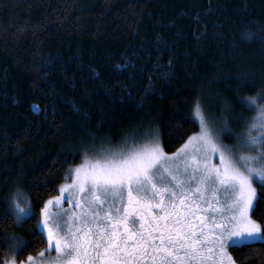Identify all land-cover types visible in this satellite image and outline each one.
<instances>
[{
	"label": "trees",
	"instance_id": "1",
	"mask_svg": "<svg viewBox=\"0 0 264 264\" xmlns=\"http://www.w3.org/2000/svg\"><path fill=\"white\" fill-rule=\"evenodd\" d=\"M261 32L264 0H0V260L11 235L26 242L17 261L46 248L35 219L13 223L14 188L42 207L81 147L148 140L159 126L175 152L199 131L198 96L210 121L226 99L240 131L255 115L242 98L264 92ZM256 205L264 225V196ZM228 251L236 264H264V241Z\"/></svg>",
	"mask_w": 264,
	"mask_h": 264
},
{
	"label": "snow or ice",
	"instance_id": "2",
	"mask_svg": "<svg viewBox=\"0 0 264 264\" xmlns=\"http://www.w3.org/2000/svg\"><path fill=\"white\" fill-rule=\"evenodd\" d=\"M242 99L255 115L241 118L237 131L226 99L210 122L198 96L190 115L199 131L172 153L159 126L148 140L125 133L115 146L81 147V163L53 189L58 195L35 210L31 201L26 211L17 204L13 223L35 219L46 245L20 264H236L230 247L264 240V225L252 215L264 196V92ZM6 243L10 254L23 255V238Z\"/></svg>",
	"mask_w": 264,
	"mask_h": 264
},
{
	"label": "clouds",
	"instance_id": "3",
	"mask_svg": "<svg viewBox=\"0 0 264 264\" xmlns=\"http://www.w3.org/2000/svg\"><path fill=\"white\" fill-rule=\"evenodd\" d=\"M252 35H249L248 32L243 33V36L246 39H251ZM29 202V195L20 186H16L9 197V205L13 212L15 213L17 211V204L21 210L26 211L29 206Z\"/></svg>",
	"mask_w": 264,
	"mask_h": 264
},
{
	"label": "rangeland",
	"instance_id": "4",
	"mask_svg": "<svg viewBox=\"0 0 264 264\" xmlns=\"http://www.w3.org/2000/svg\"><path fill=\"white\" fill-rule=\"evenodd\" d=\"M210 121V120H209ZM211 122V121H210ZM214 162L215 163H218V161H216V160H214ZM67 182H70V181H67ZM59 194V193H58ZM67 207V206H66ZM65 207V208H66ZM52 211L53 212H56L57 211V209H56V207H53L52 208ZM259 241H264V240H261V239H255V240H248V241H244L243 243H252V242H259ZM17 254H10L9 253V256H8V259H7V261H10V260H12L13 258L15 259V261H16V264H20L19 262H21V261H17ZM24 261H27V259L26 260H24Z\"/></svg>",
	"mask_w": 264,
	"mask_h": 264
},
{
	"label": "flooded vegetation",
	"instance_id": "5",
	"mask_svg": "<svg viewBox=\"0 0 264 264\" xmlns=\"http://www.w3.org/2000/svg\"><path fill=\"white\" fill-rule=\"evenodd\" d=\"M67 206V204H65V205H63V207H66ZM57 209V208H56ZM229 250V249H228ZM46 255H47V253H46ZM52 255L54 256L55 255V253L53 252L52 253ZM37 256V255H36ZM36 256H33V257H36ZM20 263V262H19Z\"/></svg>",
	"mask_w": 264,
	"mask_h": 264
}]
</instances>
